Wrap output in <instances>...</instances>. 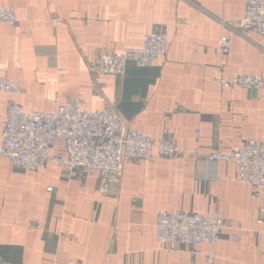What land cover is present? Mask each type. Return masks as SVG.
<instances>
[{"label":"crops","instance_id":"obj_1","mask_svg":"<svg viewBox=\"0 0 264 264\" xmlns=\"http://www.w3.org/2000/svg\"><path fill=\"white\" fill-rule=\"evenodd\" d=\"M0 6L14 7L19 19L14 27L0 22V77L22 90L0 93V142L10 103L53 111L56 98L64 104L77 97L83 108L99 109L89 67L98 51L139 47L145 33L162 31L169 42L165 57L147 68L129 62L124 75L105 76L104 94L118 103L127 125L182 150L151 163L126 159L114 195L100 193L96 173L67 178L52 163L24 170L0 157V258L17 264H210L206 254L213 252L212 264H264L261 192L237 179L233 162H204L209 152L264 141V89L216 82L234 74L264 78V38L256 32L233 34L224 56L215 50L226 33L222 21L241 17L244 0H0ZM56 17L62 18L57 25ZM60 147L58 141L54 152ZM160 210L217 211L228 227L214 248H161L155 229Z\"/></svg>","mask_w":264,"mask_h":264},{"label":"built area","instance_id":"obj_2","mask_svg":"<svg viewBox=\"0 0 264 264\" xmlns=\"http://www.w3.org/2000/svg\"><path fill=\"white\" fill-rule=\"evenodd\" d=\"M18 21L14 7L0 6V22L14 27ZM54 21L57 25L62 18L56 17ZM222 25L226 33L215 44L216 52L222 56L228 53L231 36L235 33L251 30L264 38V0H244L243 15L222 21ZM176 27L177 23L172 25L173 32ZM168 43L165 33L152 31L143 35L139 47H126L122 51L100 49L95 62L89 66L93 91L101 102L99 109L83 108L77 97L64 104L56 98L57 106L53 111L25 110L10 103L2 122L0 157L8 158L14 167L24 170H37L52 163L60 167L67 178L96 173L101 179L100 193L114 195L118 192L126 159L151 163L158 156L174 157L182 153L175 143H155L148 132L127 125L118 103L104 94L105 76L124 75L129 62L139 68L152 66L165 57ZM216 82L221 88L264 89L261 75L220 76ZM21 91L16 81L0 77V93L18 95ZM58 141L60 150L54 152ZM222 161L233 162L237 179L261 192L259 214L264 216V141L247 140L204 155V162L209 166ZM28 225L40 228V223L29 222ZM224 227L228 225L217 211L160 210L156 214V242L161 248L203 244L214 248ZM206 255L212 264L215 254ZM0 264L17 263L0 258Z\"/></svg>","mask_w":264,"mask_h":264}]
</instances>
